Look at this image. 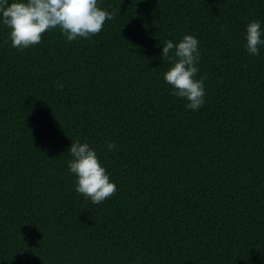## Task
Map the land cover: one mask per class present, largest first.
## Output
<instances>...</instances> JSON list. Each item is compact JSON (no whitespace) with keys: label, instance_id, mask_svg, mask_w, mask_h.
Returning a JSON list of instances; mask_svg holds the SVG:
<instances>
[{"label":"trees","instance_id":"obj_1","mask_svg":"<svg viewBox=\"0 0 264 264\" xmlns=\"http://www.w3.org/2000/svg\"><path fill=\"white\" fill-rule=\"evenodd\" d=\"M97 3L115 19L72 42L13 48L0 22V264H264V0ZM185 35L198 110L163 78ZM77 141L116 186L101 204L75 191Z\"/></svg>","mask_w":264,"mask_h":264},{"label":"clouds","instance_id":"obj_2","mask_svg":"<svg viewBox=\"0 0 264 264\" xmlns=\"http://www.w3.org/2000/svg\"><path fill=\"white\" fill-rule=\"evenodd\" d=\"M115 16V12L98 7L97 0H13L11 3L0 0V22L9 29V40L17 49L40 44L46 32L57 28L68 42L87 39L99 34L105 22L115 19ZM262 36L264 32L259 21L247 25L246 49L249 55L260 54V46L264 45ZM161 57L173 62L163 77L172 87V95L185 99L190 110L202 107L205 86L203 78L196 79L199 41L192 35H185L176 44L166 41ZM105 147L111 152L115 144L107 142ZM68 151L73 158L68 161V169L76 177L75 191L78 194L94 205L115 194V184L110 182L97 153L87 143L72 142Z\"/></svg>","mask_w":264,"mask_h":264}]
</instances>
